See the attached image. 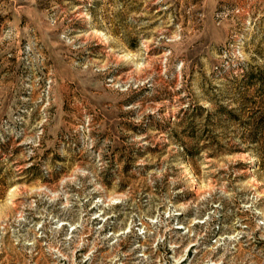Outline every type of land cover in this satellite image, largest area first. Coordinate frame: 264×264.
<instances>
[{"label": "clouds", "instance_id": "clouds-1", "mask_svg": "<svg viewBox=\"0 0 264 264\" xmlns=\"http://www.w3.org/2000/svg\"><path fill=\"white\" fill-rule=\"evenodd\" d=\"M9 144L0 264H264V0H0Z\"/></svg>", "mask_w": 264, "mask_h": 264}, {"label": "rangeland", "instance_id": "rangeland-1", "mask_svg": "<svg viewBox=\"0 0 264 264\" xmlns=\"http://www.w3.org/2000/svg\"><path fill=\"white\" fill-rule=\"evenodd\" d=\"M4 71H8V69H4ZM68 88H69V94H75L76 93V89H75L74 85L69 84ZM10 148H11V151L13 152V154L17 153L20 150L18 148H12L11 144L0 146V150H3V151H8ZM117 150L119 151L121 149H117ZM2 182L3 181H0V183H2Z\"/></svg>", "mask_w": 264, "mask_h": 264}]
</instances>
